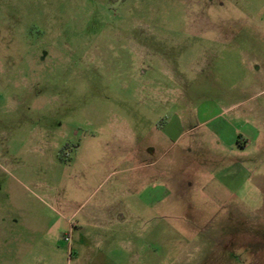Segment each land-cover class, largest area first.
Instances as JSON below:
<instances>
[{
	"label": "rangeland",
	"instance_id": "rangeland-1",
	"mask_svg": "<svg viewBox=\"0 0 264 264\" xmlns=\"http://www.w3.org/2000/svg\"><path fill=\"white\" fill-rule=\"evenodd\" d=\"M0 264H264V0H0Z\"/></svg>",
	"mask_w": 264,
	"mask_h": 264
},
{
	"label": "crops",
	"instance_id": "crops-1",
	"mask_svg": "<svg viewBox=\"0 0 264 264\" xmlns=\"http://www.w3.org/2000/svg\"><path fill=\"white\" fill-rule=\"evenodd\" d=\"M157 179H159V177H158V178H157V177L155 178V180H157ZM142 183L145 185V184H146V180H142ZM157 184H158V183L156 182V183H155L156 186H155L154 188H150V189H149V190H150V193H151V194H150L151 197H154V198H155V197L161 195V192H159V193L156 192V191H157V190H156V189H157ZM144 185H143V191H145V188H146V187H144ZM132 196H133V195L129 194V195H127V198H131Z\"/></svg>",
	"mask_w": 264,
	"mask_h": 264
}]
</instances>
